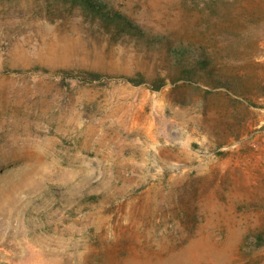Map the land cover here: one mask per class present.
<instances>
[{
    "label": "rangeland",
    "instance_id": "1",
    "mask_svg": "<svg viewBox=\"0 0 264 264\" xmlns=\"http://www.w3.org/2000/svg\"><path fill=\"white\" fill-rule=\"evenodd\" d=\"M102 1L0 6V264H264V0Z\"/></svg>",
    "mask_w": 264,
    "mask_h": 264
},
{
    "label": "trees",
    "instance_id": "2",
    "mask_svg": "<svg viewBox=\"0 0 264 264\" xmlns=\"http://www.w3.org/2000/svg\"><path fill=\"white\" fill-rule=\"evenodd\" d=\"M28 2L30 0H0V6H17L21 2ZM38 2L40 11L44 12L46 16L61 17L64 15L72 16L74 12H78L86 18H90L100 24L106 34H110L113 30L118 35H127L133 37L138 42H142L148 47L167 46L169 47V41L166 37L159 35H150L135 23L130 22L124 15L114 11L102 0H34ZM169 56L173 60V65L170 67L169 73L177 75L179 81L191 83L194 82V78L197 74L196 68L202 71L207 70V76L210 79L215 78L208 72L211 67V60L205 56L197 55L194 57V53L187 51L185 48L179 50L169 51ZM216 81V80H215ZM128 82H133L128 79ZM197 83L200 81L196 80ZM206 87H209L207 83H204Z\"/></svg>",
    "mask_w": 264,
    "mask_h": 264
}]
</instances>
